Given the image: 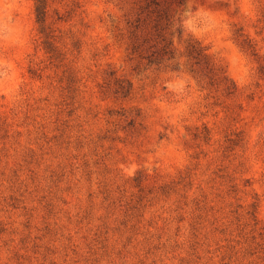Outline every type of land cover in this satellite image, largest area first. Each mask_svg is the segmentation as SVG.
<instances>
[{
	"label": "rangeland",
	"instance_id": "1",
	"mask_svg": "<svg viewBox=\"0 0 264 264\" xmlns=\"http://www.w3.org/2000/svg\"><path fill=\"white\" fill-rule=\"evenodd\" d=\"M47 1L0 0V264H264V0Z\"/></svg>",
	"mask_w": 264,
	"mask_h": 264
},
{
	"label": "trees",
	"instance_id": "2",
	"mask_svg": "<svg viewBox=\"0 0 264 264\" xmlns=\"http://www.w3.org/2000/svg\"><path fill=\"white\" fill-rule=\"evenodd\" d=\"M47 0H36V16L37 21L43 26L47 20Z\"/></svg>",
	"mask_w": 264,
	"mask_h": 264
},
{
	"label": "clouds",
	"instance_id": "3",
	"mask_svg": "<svg viewBox=\"0 0 264 264\" xmlns=\"http://www.w3.org/2000/svg\"><path fill=\"white\" fill-rule=\"evenodd\" d=\"M204 9H201L200 12L201 13H204ZM185 24L186 26L188 27V29L192 32H194L195 34L197 35H200V32H201V29H199L197 26H196V21L194 18H189L185 21Z\"/></svg>",
	"mask_w": 264,
	"mask_h": 264
}]
</instances>
